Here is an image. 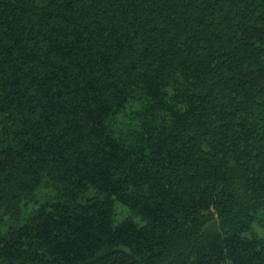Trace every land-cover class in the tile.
I'll list each match as a JSON object with an SVG mask.
<instances>
[{
	"label": "trees",
	"instance_id": "trees-1",
	"mask_svg": "<svg viewBox=\"0 0 264 264\" xmlns=\"http://www.w3.org/2000/svg\"><path fill=\"white\" fill-rule=\"evenodd\" d=\"M0 264H264V0H0Z\"/></svg>",
	"mask_w": 264,
	"mask_h": 264
},
{
	"label": "rangeland",
	"instance_id": "rangeland-1",
	"mask_svg": "<svg viewBox=\"0 0 264 264\" xmlns=\"http://www.w3.org/2000/svg\"><path fill=\"white\" fill-rule=\"evenodd\" d=\"M118 220L121 219V215H120V210H119V213H118V217H117Z\"/></svg>",
	"mask_w": 264,
	"mask_h": 264
}]
</instances>
